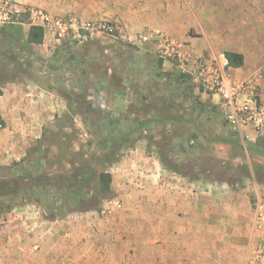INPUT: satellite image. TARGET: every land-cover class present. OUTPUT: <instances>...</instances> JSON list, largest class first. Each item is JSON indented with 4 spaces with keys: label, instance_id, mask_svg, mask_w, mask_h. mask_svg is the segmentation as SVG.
Here are the masks:
<instances>
[{
    "label": "crops",
    "instance_id": "0c3cea01",
    "mask_svg": "<svg viewBox=\"0 0 264 264\" xmlns=\"http://www.w3.org/2000/svg\"><path fill=\"white\" fill-rule=\"evenodd\" d=\"M14 6L19 12L42 9L61 18L111 20L130 40L140 29L160 30L177 41H190L187 48L194 56L203 53L201 44L209 49L213 45L211 35L202 37L198 26L219 25L218 32L228 37L229 51L244 56L242 67L231 68L236 79L251 75L249 58L258 63L264 57L259 40H240L243 11L236 0H14ZM51 42L48 36L42 45L33 46V53L23 51L22 59L35 66L34 53L50 57L55 45ZM64 43L58 52L71 48ZM63 53L76 62L70 52ZM1 91L0 166L5 167L25 156L59 105L47 100V87L25 73L21 79L6 80ZM131 161L148 174L136 182L139 190L125 183L124 167ZM115 166L112 191L121 194L123 208L108 224H101L94 211L9 225L1 222L0 264H121L127 250H149L153 245L155 255L146 256L145 264H245L251 247L264 239V232L255 227L254 205L264 197L259 183L243 187L208 178H164L162 164L145 154L142 146L131 148Z\"/></svg>",
    "mask_w": 264,
    "mask_h": 264
},
{
    "label": "rangeland",
    "instance_id": "374dc122",
    "mask_svg": "<svg viewBox=\"0 0 264 264\" xmlns=\"http://www.w3.org/2000/svg\"><path fill=\"white\" fill-rule=\"evenodd\" d=\"M236 1L243 11V24L238 26L240 40L245 38L247 41L250 37L259 40L264 48V0ZM38 10L45 12L34 9ZM32 11L27 8L22 11L23 15L13 17L15 25L9 30L14 31L10 34V45L5 48H8L11 56L0 62V81L21 79L25 73L47 87V100L59 107L42 125L41 137L30 143L25 156L9 166H0V184H11L17 180L9 173L11 168L18 170L27 166V178L33 183L30 186L22 185L31 188L36 184L35 179L46 177L47 173H64V167L70 171L76 166V163H68L67 160L72 158L87 160L93 168L99 169L100 165L91 159L95 152L100 151L96 148L99 129L106 136H109L110 127L126 134L138 123L148 120L149 129L138 135L132 134L123 144L118 162L129 155L131 148L142 146L145 154L156 158L162 166L164 164V178L184 176L208 178L231 186H243L244 183L254 186V182L264 186V156L250 150V145L256 141L239 133H235V137L218 111L217 98L202 96L192 79L179 84L176 77L181 72L177 63L162 59L155 42L130 40L118 27L115 36L97 35L85 43L73 44L71 48L63 47L76 62L69 60L70 57L63 53L65 50L58 52L65 43H55L51 47L52 58L39 51L34 53V63L37 65L34 66L21 56L23 51L33 53L34 50L25 44V28L33 25ZM220 28L219 25L198 26L202 37L209 33L213 39L211 44L215 46L209 49L201 44L199 47L205 49L196 56H218L230 50L226 45H230L228 37L218 32ZM185 42H188L185 43L186 50L190 52L187 45H191V42ZM51 44H54L53 40ZM160 60H163L162 66L159 65ZM249 60L251 74L261 71L264 75V57L258 62L259 65L254 58ZM110 120H115L114 126L108 124ZM262 133L258 138H264ZM255 136L253 134L252 137ZM90 142L93 144L90 145ZM56 154L60 157L57 158ZM117 163L106 170L114 173ZM146 174L144 167L135 161L124 167L125 183L136 190L140 189V183L136 182L145 178ZM12 189L13 186H9L0 190V206L16 197L11 193ZM117 193L112 192L99 207L89 210L95 212L101 224H108V219L123 208V198ZM57 194L52 189L36 191L29 195L27 203L17 201L13 210L23 209L29 214L35 210L40 215L38 220L62 218L69 214L78 216L87 212L80 211V206L64 205V195ZM90 195L95 196L92 189ZM21 198L19 196L18 200ZM115 198L120 200L121 208L110 215H100L105 202ZM12 211L0 218V224L9 225L19 221ZM106 250L105 254L109 257L110 253ZM154 255V245L149 250L131 248L125 252L121 264H145V257Z\"/></svg>",
    "mask_w": 264,
    "mask_h": 264
},
{
    "label": "built area",
    "instance_id": "2783aa9c",
    "mask_svg": "<svg viewBox=\"0 0 264 264\" xmlns=\"http://www.w3.org/2000/svg\"><path fill=\"white\" fill-rule=\"evenodd\" d=\"M21 13L15 9L14 0H0V27L13 23L14 15L19 16ZM30 15L33 25L43 28L44 40L51 36L56 45L64 42L71 45L81 44L103 34L115 36L118 30L116 23L107 19L51 17L40 10H33ZM134 39L139 43L155 42L162 59L176 62L180 72L189 76L198 85L201 93L217 98L218 111L233 134H243L247 139L256 141L264 131V75L261 71L244 79H236L231 74L225 54L211 57L194 56L186 50L185 43L160 30L145 29L135 32ZM2 129L3 123L0 119V132ZM253 134L256 135L254 138ZM119 208L121 202L118 198L108 200L99 214L107 216ZM12 213H15L16 219L19 220L37 219L40 216L35 210L31 214L23 209L13 210ZM255 227L264 232V198L257 200L255 204ZM245 264H264V239L251 247Z\"/></svg>",
    "mask_w": 264,
    "mask_h": 264
},
{
    "label": "trees",
    "instance_id": "16d2710c",
    "mask_svg": "<svg viewBox=\"0 0 264 264\" xmlns=\"http://www.w3.org/2000/svg\"><path fill=\"white\" fill-rule=\"evenodd\" d=\"M14 23L15 22L0 27V62L10 58L11 56L8 49L5 48L7 45H10V34L13 33L14 30L12 31L9 29L13 28V25H15ZM43 43V28L41 26L30 24L25 38V44L32 49L33 46L42 45ZM225 57L227 58L231 68H240L244 64V56L242 54L228 51L225 52ZM159 65H163V60L159 61ZM176 79L179 81V84H184L187 80L191 81L189 76L182 73H180ZM4 82L5 81H0V96L2 95L1 86ZM115 123V120H110L108 124L114 126ZM149 127L150 124L148 120L138 123L136 127L130 129L126 134H122L116 130V128L113 127L112 129L110 127L109 136H106L105 134L103 135L99 129L96 148L100 149V151L95 152L92 156L93 158H91L92 160H95L98 165H100L99 169L93 168L89 163H87V160H77L78 158L75 160L73 158L68 159L67 161L69 164L73 163V165H75L74 163H76V166H73L70 171L64 167V173H47L46 177L35 179L34 181L36 184L29 188L23 186H30L33 183H30L29 178H27L26 169L28 167L23 166V169L20 168L18 170L11 168L9 173H11V177H14L17 180H13V183L11 184L1 182L0 190L2 188H9V186H13L14 189L11 190V193L13 195L15 194L14 196L16 197L9 200V202L1 204L0 218H2L5 214L10 213L17 206V201L27 203L29 195H33L36 191L43 192L46 189H52L56 192V194L59 193V195H64V205L68 203L69 205L72 204V206H80V211L82 212L96 209L99 207L101 202L109 198L113 192L112 174L106 169L118 162L121 148L123 147V144L127 142L129 136L132 134L138 135L139 132H143L144 130L149 129ZM234 136L236 137V134ZM89 144L92 145L93 143L90 142ZM250 146V150L252 152L264 156V138H258L256 142ZM56 157L59 158L60 155L56 154ZM171 170L176 171L174 168H171ZM91 189L95 192V196L90 195ZM58 190L60 192H58ZM19 196L22 197L20 200H18Z\"/></svg>",
    "mask_w": 264,
    "mask_h": 264
}]
</instances>
